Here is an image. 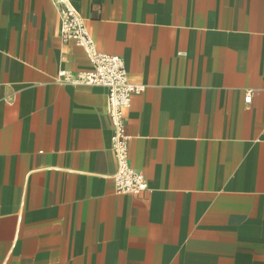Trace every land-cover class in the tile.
Masks as SVG:
<instances>
[{"label": "crops", "instance_id": "crops-1", "mask_svg": "<svg viewBox=\"0 0 264 264\" xmlns=\"http://www.w3.org/2000/svg\"><path fill=\"white\" fill-rule=\"evenodd\" d=\"M67 1L145 87L148 189L115 193L106 90L54 79L90 69L59 5L0 0V264H264V0Z\"/></svg>", "mask_w": 264, "mask_h": 264}, {"label": "built area", "instance_id": "built-area-1", "mask_svg": "<svg viewBox=\"0 0 264 264\" xmlns=\"http://www.w3.org/2000/svg\"><path fill=\"white\" fill-rule=\"evenodd\" d=\"M58 8L59 35L63 42L80 47L90 69L73 74L59 71L55 81L74 86H98L106 90L107 116L111 125V151L116 160V172L112 176L116 194L139 195L147 191V182L143 174L132 168L129 162V137L126 134L125 112L131 99L143 93L145 87L129 80L124 61L114 55L100 52L78 12L67 0H55ZM251 93L244 98L250 103Z\"/></svg>", "mask_w": 264, "mask_h": 264}]
</instances>
